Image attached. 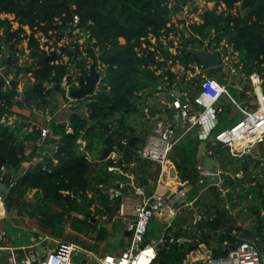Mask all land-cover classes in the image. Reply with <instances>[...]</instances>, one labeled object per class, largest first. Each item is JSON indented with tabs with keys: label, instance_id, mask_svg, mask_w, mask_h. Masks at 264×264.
Listing matches in <instances>:
<instances>
[{
	"label": "trees",
	"instance_id": "1",
	"mask_svg": "<svg viewBox=\"0 0 264 264\" xmlns=\"http://www.w3.org/2000/svg\"><path fill=\"white\" fill-rule=\"evenodd\" d=\"M196 1L0 0V65L6 74L16 77L14 88H10L0 75V178L6 171L16 175L14 185L5 195L7 210L12 207L13 198L17 204L43 214L51 204L63 209L45 220L56 236L62 233L65 218L72 210L85 215L88 226L76 225L77 218L73 217L72 224L82 232L95 226L94 211L104 210L113 215L109 188L116 180L127 179L132 164L140 160L137 151L149 134L148 130L143 131L145 122L140 119L150 115L156 120L161 114L149 99L156 93L168 94L174 88H199L196 82L200 79H186L176 70V63L178 60L188 67L190 62L198 61L193 50L204 45L209 36L217 43L225 40L231 44L244 70L259 72L264 85V0H206L212 4L205 5L198 19L191 15L190 25H176L173 15L185 4ZM75 14L79 16L77 24L73 22ZM187 20L184 18L183 22ZM80 30L85 38L82 48L77 41L73 46L59 45L66 34L76 36ZM171 32L179 38L178 45L172 40L167 45L162 42ZM175 46L180 52H172ZM64 55L69 56L66 63L62 60ZM22 59L28 64H20ZM92 64L100 72L94 92L73 99L67 107L50 106L57 94L62 95L64 102L69 101L68 85L70 89L77 88L71 69L87 74ZM22 72L28 74L29 83L23 99L17 101L15 87ZM207 73L225 82L222 67L208 69ZM15 106L38 111L47 107L51 112L50 153L34 163L46 150L47 142L40 143V128L16 112ZM119 143L124 146L121 148ZM212 150L222 168L241 175L226 177L227 193L215 191L208 193L212 197L209 201H196L201 218L193 224L195 229L180 228L174 235H167L158 246L153 264H184L187 253L201 242L214 247L215 256L226 255L230 245L242 240L240 234L247 228L239 223L234 213L236 207L250 215L248 228L257 232L259 247L264 251V176L255 173L262 160L252 165L255 159L251 154L238 157L219 144L212 146ZM196 153L194 141L178 145L172 153L180 176L188 177L193 185L198 178L196 173H189V168L197 166ZM29 162L32 165L18 175ZM28 193H34L35 201H24ZM80 198L89 200V208L84 212L80 210ZM237 198L243 202L237 203ZM113 202L119 204V199ZM30 215L37 216L34 212ZM106 234V229H101L99 239H105Z\"/></svg>",
	"mask_w": 264,
	"mask_h": 264
},
{
	"label": "built area",
	"instance_id": "2",
	"mask_svg": "<svg viewBox=\"0 0 264 264\" xmlns=\"http://www.w3.org/2000/svg\"><path fill=\"white\" fill-rule=\"evenodd\" d=\"M73 22L74 24L79 22L78 14L73 16ZM170 35L172 37H169ZM170 35L163 37L162 42L167 45L169 38H173L172 43L178 45L174 39L175 36L171 33ZM222 41L219 43L206 42L204 39V45L196 46L194 49L203 48L219 55L220 62L215 67H222L226 82H221L210 76L207 73L208 69L200 61L190 62L188 68L177 60L176 66L191 70V78L200 79L196 82L199 88L195 91L180 90L181 96H176L173 90L168 93L170 96L167 103L173 110L172 115L167 114V112L158 115L153 131L147 135L144 144L137 151L139 158L164 166L169 161L173 150L195 132L198 139L228 147L234 155L240 157L252 153L255 148H264V85L262 75L257 71L246 72L243 62L234 53L233 46L225 40ZM73 71L74 69H71V72ZM0 75L4 78L6 86L14 88L13 80L16 78L14 74H6L5 68L0 65ZM233 79L234 83L232 82ZM74 83L79 87V82L77 83L75 78ZM25 87L26 85H23L21 81L17 84L15 100L23 99ZM66 88L69 91L70 85ZM231 89L243 91L247 99H237ZM223 99L239 110L240 117L227 127L217 129L221 122L220 115L226 110ZM49 119L50 115H47V120ZM40 130L41 143L51 133V130L48 126H42ZM1 169L6 171L4 166ZM198 169L202 173L199 178L202 183L207 175L217 174L220 177L224 173L221 167L212 170L202 169L201 166H198ZM15 181L16 177H13L12 186ZM180 195H185L184 191ZM128 210H131L134 215L133 219L127 221V226L131 231L129 247L119 254L105 253L102 256L84 250L89 259H96L97 264H139L143 259H146V264H153L157 257L158 248L157 244L147 242L150 223L157 215H173L175 213L173 205L165 193L156 191L142 202L131 207L127 202L120 203L118 214L125 217ZM6 215L5 196L0 194V219ZM71 215L79 216L75 211H72ZM234 245H236L235 248L230 249L226 255L215 256L212 250H208L206 256L195 260H188L185 257L183 263L264 264V251L256 241L242 239ZM78 250L81 248L77 244L56 239L52 245L47 247L45 253L41 254L31 246L26 248L25 257L22 258L19 256L18 248L9 241L7 230L0 227V251L4 252L5 264H74L73 257Z\"/></svg>",
	"mask_w": 264,
	"mask_h": 264
},
{
	"label": "crops",
	"instance_id": "3",
	"mask_svg": "<svg viewBox=\"0 0 264 264\" xmlns=\"http://www.w3.org/2000/svg\"><path fill=\"white\" fill-rule=\"evenodd\" d=\"M223 80L226 82L225 76H223ZM100 81V80H99ZM247 88V86H246ZM231 92L233 95L240 100L247 99L246 95L243 94V91H238L236 89H231ZM166 94V93H165ZM150 101V99H149ZM73 102V99H69V101L64 102L62 107H67L71 105ZM169 102V100L167 101ZM224 104H226V110L225 112L221 113L220 115V125L217 129L227 127L231 122L238 119L240 117L239 110L234 107L232 104H230L227 100L223 99ZM151 104H155V102L150 101ZM229 105V107H227ZM166 107L169 108V111L173 112V110L169 107V104L166 103L164 105V102L162 104L156 106V109L160 110V113L169 114V111H166ZM30 109V108H29ZM27 108H20L15 106L14 110L18 113L23 114L28 118V120L36 124L37 127L41 128L42 126H48V120L44 119L43 113H40V111L37 110H29ZM159 112V111H158ZM170 115V114H169ZM150 115L143 116L140 121L145 122L143 124L144 132L148 130V133H151L154 128L155 120ZM44 117V118H43ZM43 118V119H42ZM49 127V126H48ZM50 128V127H49ZM147 133V134H148ZM146 134V135H147ZM189 141H194L195 144H197V153H196V163L197 166L194 168H189V173L191 175H194L196 173V176L198 178L196 185H193L191 182H189L188 177H181L180 172L177 168V165L175 164V161L172 158V154L169 158V161L164 166H161L157 164L156 162L141 159L137 160L132 164L130 167L129 173L127 174L126 180H116L115 185L111 188H109V195H110V207L112 209L115 208V211L113 212V215L107 212H103L104 210H101L100 212L94 211L93 214V222L95 226L92 228L91 231H93L92 238L97 239L99 245H95L96 247L100 246V243L104 242L106 238L113 235L114 233L122 236V240L124 247L122 250L113 253V254H119L123 250H125L127 247V243L130 244V235L126 234V230L128 228L127 221L134 218V215L132 214L131 210H128V213L125 217H121L118 214L119 205L122 202L129 203V206L142 202L146 197L151 195L154 192H160L165 193L167 199H169V202L173 205V208L175 210V213L173 215L166 214V215H157L155 216L149 226L148 233L152 230L153 226H156L160 228V237L157 241H153L152 243L157 244L158 246L165 240V237L168 235H174L175 231H178V229H195L193 224L196 223L197 220L201 218V215L198 213V210L196 209L197 204L196 201L199 199L206 198V195L208 193H214L215 191L218 193H227L228 188L224 186V182L226 177H233L235 175L240 176V173L233 174L227 172L224 168L221 167L220 161L217 159V157L213 154L212 146L217 145L214 144L212 141H202L197 138L196 132L192 135H190L187 139H185L180 146L186 145ZM47 142V143H46ZM44 145H47L46 150H43L41 153L42 156H37V158L32 161L33 163L37 160H41L44 155L50 153V146H51V135H48L45 139ZM223 147V146H222ZM230 149V148H229ZM259 149V148H258ZM264 148H260V150H263ZM231 151V150H230ZM253 151V150H252ZM232 152V151H231ZM176 153V152H175ZM233 154V153H232ZM251 154V153H248ZM245 155V154H244ZM242 155L241 157H244ZM254 157V155H252ZM175 157V155H174ZM240 157V156H238ZM256 158V157H254ZM262 160L261 162L264 163V152L261 151V155L256 158V160ZM32 162L27 163L18 173V175L23 174L26 169L32 165ZM262 163V164H263ZM198 166H201L202 169H216L218 167H221L224 170V173L220 175L218 178V181L215 183H207L206 179L202 183L199 181V178L202 176L201 171L198 169ZM14 175V174H13ZM16 177V175H14ZM1 179V178H0ZM143 180V181H142ZM184 191L185 195H180ZM194 193H197L192 196ZM193 197L190 199V197ZM81 199V198H80ZM79 199V201H80ZM113 199H119V204H115L113 202ZM89 201V200H88ZM80 205V203H79ZM98 206V202H97ZM102 207V206H101ZM89 208V206H88ZM87 208V209H88ZM94 208V207H92ZM86 209V210H87ZM12 208L7 210V215L4 218H1L0 221H4L7 216H11L13 220L17 219L15 223L17 227L20 226L21 229L28 230L33 232L32 236L30 237V240L27 241L26 236L22 234V232H18V237L15 238H9V241L18 248L19 256L24 258L26 248L33 247L35 250H37L39 253L43 254L45 253L47 247L52 245L56 239H61L58 236L54 235L53 232H45L43 228L38 227L36 224H28L27 218L24 217L20 212L18 211L15 213L11 212ZM81 210V208H80ZM74 211V210H72ZM82 211V210H81ZM85 211V210H84ZM82 211V212H84ZM71 212V211H70ZM79 214V216L71 215V217H76V225L83 224L84 226H88V222L85 220V215L79 211H75ZM115 213H117L115 219ZM196 213L198 216H196ZM100 215V217H97ZM37 217V216H36ZM117 220V221H116ZM116 221V222H115ZM33 223V222H32ZM87 223V224H86ZM1 227V226H0ZM49 227V226H48ZM5 228V227H3ZM72 228L76 229V232L79 235L87 234V232H82L78 230L76 226L72 224ZM106 229L107 236L105 239H99V231L101 229ZM6 229V228H5ZM53 231V230H52ZM53 235H52V234ZM193 235L196 234V232L192 233ZM194 237V236H193ZM198 238V237H197ZM194 238H188V241L193 240ZM90 240V239H89ZM151 240L148 239L147 234V242H150ZM95 242V240H93ZM224 243L227 244V241ZM78 245V244H77ZM94 245V244H93ZM198 246L191 250L189 253H187L186 258L188 260H195L201 257L206 256L208 250L214 249V247L207 246L204 242H201L197 244ZM79 246V245H78ZM81 250L84 252V250H89V248H83L79 246ZM79 251V250H78ZM94 253L93 251H91ZM85 253V252H84ZM86 254V253H85ZM96 254V253H94ZM87 255V254H86ZM98 256H102L104 254H96ZM88 257V256H87ZM89 259V258H88ZM88 259H85L84 261L87 263Z\"/></svg>",
	"mask_w": 264,
	"mask_h": 264
},
{
	"label": "rangeland",
	"instance_id": "4",
	"mask_svg": "<svg viewBox=\"0 0 264 264\" xmlns=\"http://www.w3.org/2000/svg\"><path fill=\"white\" fill-rule=\"evenodd\" d=\"M211 4H212V2H208L206 0H197L195 3L185 4L180 11H178L177 13H175L173 15L172 20L174 22H176V25H178L179 27H182L184 24H185V26L190 25L189 24L190 23L189 17L192 15V17H194V20H195V18L198 19L200 17L199 13L204 11L205 5H207V7H208ZM195 7H197L196 10L194 12H190V10L194 9ZM222 9H224V6H223ZM2 16L3 17H9V14L2 13ZM184 18H188L186 23L183 22ZM1 30H2V28H1ZM72 32L76 33L75 31H72ZM171 34L174 35L173 32H171ZM83 35H84V31H82V30H80V32L77 33L76 36H72V35L66 34L59 41V45H65V46L70 45V46H73L75 44V41H77V42H79V44H81L85 40ZM174 36H175L174 39L177 42H179L180 41L179 38L176 37V35H174ZM169 37H172V36L170 35ZM169 39L173 40V38H169ZM170 40L168 41V44H169ZM209 41L216 42V41L213 40V36H209L208 38H206V42H209ZM222 42H224V40ZM83 46L84 45L81 44V48ZM151 47H154V45H152ZM172 52L173 53H175V52L177 53L179 51H177L175 49V47H174V48H172ZM22 54H25V52H23ZM26 56L27 57L29 56V52L26 53ZM68 59H69V56L64 55L62 60H63L64 63H66L68 61ZM234 61L236 62V59ZM20 64L25 65V64H28V63H27L26 59H22L20 61ZM176 70L180 74H183L186 79H190L192 77L191 76L192 71L183 69L182 66H178L177 65L176 66ZM72 74H73V78H75L76 82L78 83L81 74L78 73V72H75V71H73ZM19 79L21 80V83L23 85H27V83H29L28 74H26L25 72H22L20 74ZM232 82L234 83V79L232 80ZM64 84L66 85L65 81H64ZM68 92L69 91H66L67 97H69ZM169 96L170 95H168L167 93L165 94L164 92L163 93H156L153 97L150 98V101L155 102L156 106L162 104V102H164V105H165L167 103V101L169 100ZM52 100H53V102L51 101L52 104L50 105L52 107H53L54 104H58L60 106L63 105V101L64 100H63L62 95H60V94H57L55 96V98L52 97ZM27 109H29V108H27ZM40 109H41V110H39L40 113H43V115L45 117V118L44 117L43 118L47 119L48 113H51L50 110L47 107H45V108L44 107H40ZM29 110L32 111L34 109H29ZM65 110H67V109L65 108ZM261 151L262 150H260L258 148H255L252 151L251 155H254V157L258 158L261 155ZM246 155L247 154H245L244 157ZM256 158H254L255 160L252 162V165H255L257 163ZM255 173L264 176L263 175L264 174V165L261 162H260V164H258V166H256ZM15 199L16 198L12 199V202H13V205L11 207L12 208V210H11L12 213L16 214V212L18 211V213L20 212L24 217L27 218V221L29 222L28 223L29 225L30 224H36L38 227L43 228V230L45 232H52V229L45 224V220L47 218H50L52 213L61 212V211H63V209L51 204V205H49L46 208V210H47L46 213L43 214V213H41V211L34 210L30 206H22L20 203L17 204V202H15ZM210 199H212V197L209 194H207L206 195V200L209 201ZM26 200L30 201V202L31 201H35L34 193H28L27 197H25L24 201H26ZM240 201L243 202V200H240L239 198L236 199L237 203H239ZM239 208L240 207H236V210H234V213L236 215H238L239 223L243 224V226H245L247 228L250 227V225H251V217H250V215L248 214V212L246 210H243L242 212H239L238 211ZM31 212L36 213L37 217H31V215H30ZM65 215H66V213H65ZM116 215H117V213H115V217H114L115 219H117ZM97 217H100V215H98ZM16 221H18V220L17 219L13 220L11 216H7L4 221H0V226L6 228L7 233H8V238L18 237V235H17L18 232H22V234L24 236H26L27 241H29L30 237L33 234V232L28 231V230L27 231L26 230L23 231L20 226H18V227L16 226V225H18V224L15 223ZM72 223H74L73 217L68 215L67 219L65 218L63 231L58 236L59 238H61L63 240H66V241H69V242H73L75 244H78L79 246H81L83 248H89L94 253L101 254V255L105 254V253H116V252L122 250L123 247H124L123 241H121L122 240V236H119V235H117L115 233L113 235L109 236L108 238H106L104 242L100 243L99 247H96L95 245L98 246L99 243H98L97 239L91 237L92 234H93V231L89 230V232L87 234L79 235L76 232V229L72 228ZM90 229H91V227H90ZM160 234H161L160 228H158L156 226H153L152 230L148 233V239L151 240L150 242L157 241L159 239V237H160ZM258 238L259 237L257 236V239H256L257 243H258ZM93 240H95V242H93ZM4 258H5L4 252L0 251V264H5L4 263ZM85 259H88V257L82 250H79L77 253H75V255L73 257L74 264H97L96 259H94V258L88 259L87 263L84 261Z\"/></svg>",
	"mask_w": 264,
	"mask_h": 264
},
{
	"label": "water",
	"instance_id": "5",
	"mask_svg": "<svg viewBox=\"0 0 264 264\" xmlns=\"http://www.w3.org/2000/svg\"><path fill=\"white\" fill-rule=\"evenodd\" d=\"M193 53L195 57L198 59V61H200L207 69H211L217 66L220 62L219 55L217 53H211L206 49L197 48L193 50ZM99 80H100V72L98 71L96 64H92L89 73L80 75L79 87L69 90L68 92L69 97L72 99H77V98H82L85 95L91 94L96 89ZM59 87L60 85H56V88ZM173 92L175 93L176 96H181L182 94L181 91L178 89H173ZM227 107H229V105H227ZM118 145L121 148L124 146L123 143H119ZM13 177L14 175L10 171H6L2 175L0 179V194L5 196L6 193L11 189ZM218 177L219 176L217 174L207 175L206 181L207 183H215L218 181ZM79 203L82 211L86 210L89 206V201L87 198H81ZM196 216H198L197 213ZM125 232L127 235H130L131 231L127 229ZM240 236L242 239L256 241L258 235L255 230L251 228H245L241 232ZM127 246H129V243H127ZM235 246L236 245L234 244L230 245V249H234Z\"/></svg>",
	"mask_w": 264,
	"mask_h": 264
},
{
	"label": "bare ground",
	"instance_id": "6",
	"mask_svg": "<svg viewBox=\"0 0 264 264\" xmlns=\"http://www.w3.org/2000/svg\"><path fill=\"white\" fill-rule=\"evenodd\" d=\"M148 253H150V251H148ZM146 259H143L139 264H146Z\"/></svg>",
	"mask_w": 264,
	"mask_h": 264
}]
</instances>
